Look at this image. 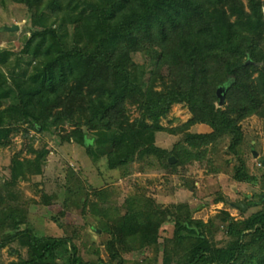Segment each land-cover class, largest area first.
<instances>
[{"label": "trees", "instance_id": "trees-1", "mask_svg": "<svg viewBox=\"0 0 264 264\" xmlns=\"http://www.w3.org/2000/svg\"><path fill=\"white\" fill-rule=\"evenodd\" d=\"M0 2L22 4L29 17L48 15L58 24L54 30H31L18 54L0 48V102L5 105L0 147L7 145L9 133L22 131L26 137L32 129L84 147L94 161L103 158L121 176L130 175L135 162L174 172L206 160L208 146L222 138L237 155L244 139L240 122L253 115L264 120V0H186L181 6L162 0ZM69 25L78 39L66 48L60 30ZM140 53L153 64L146 78L137 69ZM165 61L181 63L177 77L157 71ZM221 86L224 103L219 105ZM174 104L185 105L191 116L180 125L163 126L160 120ZM194 126L209 131L192 132ZM163 133L184 137L166 149L154 140ZM28 152L37 157L15 153L9 178L1 184L0 236L9 233L0 239V252L15 240L29 246L27 258L6 264H91L79 256L73 235L39 236L20 228L14 205L23 193L16 185L40 173L37 166L48 149L30 145ZM170 156L176 161L170 163ZM238 159L234 178L255 180ZM124 206L122 214L114 207L101 210L110 235L106 249L115 264H155L156 256L132 263L122 253L159 251V229L166 222L174 229L161 243L162 264H264V209L241 219L221 210L204 222L139 193L126 197ZM215 221L224 226L223 242L213 237Z\"/></svg>", "mask_w": 264, "mask_h": 264}, {"label": "rangeland", "instance_id": "rangeland-1", "mask_svg": "<svg viewBox=\"0 0 264 264\" xmlns=\"http://www.w3.org/2000/svg\"><path fill=\"white\" fill-rule=\"evenodd\" d=\"M185 1L162 0L170 6H181ZM13 24L19 27L16 31H0V48L10 49L16 54L31 30L58 29L57 21L48 15L29 17L24 5L10 2L2 5L0 2V28ZM74 32L71 25L60 30L65 36L66 48H71L78 39ZM135 59L138 72L146 78L153 64L149 63L148 56L141 53ZM180 68L181 63L165 61L157 66V71L175 78ZM2 71L9 76L8 69L3 67ZM4 106L0 102V114ZM132 115L136 116V111H132ZM190 116L185 105L174 104L160 123L174 127L186 122ZM240 126L244 139L237 146V155L228 151L229 139L222 138L208 146V158L202 162L187 163L174 172L135 162L134 171L124 176H121V171L108 169L103 158L94 161L84 147L74 142L59 143L58 137L50 133H38L32 129L26 137L21 135L22 131L9 133L7 145L0 147V191L1 184L9 178V166L15 153H20L21 157L36 158V155L28 152L30 145L37 150L48 149L45 160L37 166L40 173L30 175L28 180L16 185V189L23 193L20 204L14 205L20 228L28 227L39 236L73 235V242L83 260L91 264H115L106 249L110 235L103 227L106 219L101 215V210L114 207L120 214L124 213L125 198L134 193L152 197L162 207L180 209L182 214L189 211L192 218L204 222L221 210L228 211L235 219H241L264 209V200H259L264 195V120L253 115L243 119ZM191 131L202 133L209 131V128L194 126ZM183 137V133L176 136L163 133L156 135L154 140L158 145L170 149L175 141ZM253 151L257 156L254 157ZM239 156L255 180L239 181L234 178L240 164ZM43 195L49 198L47 203L43 201ZM237 203H247L249 208L241 209L242 213ZM173 229V222H166L160 227L159 251L149 247L142 251L122 253V256L132 263L156 256L155 264H162L161 243L164 238L172 237ZM212 232L215 240H226L224 226L219 221H215ZM8 233L5 232L6 235L0 236V239L7 237ZM28 251L26 241L10 242L0 252V264L25 259ZM58 264H63L62 260Z\"/></svg>", "mask_w": 264, "mask_h": 264}, {"label": "water", "instance_id": "water-1", "mask_svg": "<svg viewBox=\"0 0 264 264\" xmlns=\"http://www.w3.org/2000/svg\"><path fill=\"white\" fill-rule=\"evenodd\" d=\"M18 25L17 24H13L11 26H4V27H1L0 28V31H16L18 29ZM247 62H250V60H247ZM217 93V96L219 97V105H222L224 103V87L221 86L217 89L216 91ZM253 155L254 157L257 156V153L253 151ZM175 161V158L170 156L169 157V162L172 163ZM263 163V166H264V161L262 162ZM264 197V195H263ZM237 206L240 207L242 210H244L246 208V206L243 204V203H237Z\"/></svg>", "mask_w": 264, "mask_h": 264}, {"label": "crops", "instance_id": "crops-1", "mask_svg": "<svg viewBox=\"0 0 264 264\" xmlns=\"http://www.w3.org/2000/svg\"><path fill=\"white\" fill-rule=\"evenodd\" d=\"M198 128H199V126H198ZM201 128V127H200Z\"/></svg>", "mask_w": 264, "mask_h": 264}, {"label": "clouds", "instance_id": "clouds-1", "mask_svg": "<svg viewBox=\"0 0 264 264\" xmlns=\"http://www.w3.org/2000/svg\"><path fill=\"white\" fill-rule=\"evenodd\" d=\"M263 164V163H262Z\"/></svg>", "mask_w": 264, "mask_h": 264}]
</instances>
